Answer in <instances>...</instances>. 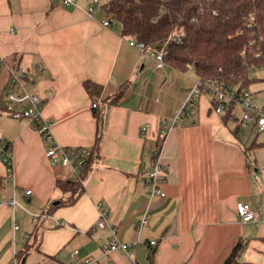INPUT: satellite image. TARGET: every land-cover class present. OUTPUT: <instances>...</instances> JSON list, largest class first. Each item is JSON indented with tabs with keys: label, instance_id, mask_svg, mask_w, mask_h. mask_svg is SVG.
Here are the masks:
<instances>
[{
	"label": "crops",
	"instance_id": "obj_1",
	"mask_svg": "<svg viewBox=\"0 0 264 264\" xmlns=\"http://www.w3.org/2000/svg\"><path fill=\"white\" fill-rule=\"evenodd\" d=\"M91 5L0 0L2 103L7 61L16 57L28 74L27 89L44 98L41 113L55 141L93 148L99 136L83 191L73 204L57 205L69 195L57 180L71 177V170L51 164L50 142L28 118L0 110V138L12 151L11 165L0 156V264H15L27 243L25 264L82 258L91 264H222L239 240L247 243L240 264H264V144L255 145L264 140L237 129L238 120L225 121L224 112L212 108L214 95L204 91L196 97V117H182L162 136V119L176 118L199 78L189 66L160 65L131 45L118 23L103 24L102 4L93 13ZM87 80L102 92L92 95ZM125 83L123 96L111 101ZM161 137L157 158L166 195L150 196L146 179ZM240 201L253 208L252 221L240 219ZM51 204L57 207L49 214ZM99 204L128 251H105L113 233L96 226ZM145 214L148 222L139 226Z\"/></svg>",
	"mask_w": 264,
	"mask_h": 264
},
{
	"label": "trees",
	"instance_id": "obj_2",
	"mask_svg": "<svg viewBox=\"0 0 264 264\" xmlns=\"http://www.w3.org/2000/svg\"><path fill=\"white\" fill-rule=\"evenodd\" d=\"M102 7L111 22L120 25L121 35L144 42L147 49L165 51L163 61L176 69L187 70L191 64L202 82L216 80L241 90L255 79L251 69L264 67V0H108ZM251 18L254 22L249 24ZM7 63L20 68L16 57ZM85 86L92 95L102 92V86L93 81L87 80ZM127 86L123 84L110 100L118 101ZM216 104L214 97L213 106ZM236 106L231 103L225 109V121L239 120ZM1 109L6 107L0 99ZM162 141V137L157 141V151ZM98 142L97 135L95 147L90 148L91 154L76 177L57 180V185L69 192L57 205L73 204L83 191V181L98 158ZM156 157L154 152L153 160ZM57 205L51 204L47 213ZM246 247V241L239 240L222 264H240ZM30 248L27 243L16 254L18 264H25Z\"/></svg>",
	"mask_w": 264,
	"mask_h": 264
},
{
	"label": "built area",
	"instance_id": "obj_3",
	"mask_svg": "<svg viewBox=\"0 0 264 264\" xmlns=\"http://www.w3.org/2000/svg\"><path fill=\"white\" fill-rule=\"evenodd\" d=\"M76 0H61L63 5H70ZM93 5L89 7V12L93 13L95 5L100 3V0H92ZM254 19L248 20V23H253ZM105 26L111 24L110 17L108 16L103 20ZM180 40V37L178 38ZM130 44L144 51L147 56L155 57L160 65L163 64V57L165 51H155L146 48L144 42L131 38ZM9 70V88L6 92L5 97V111L8 115L16 119L28 118L33 127L41 134L43 139L50 142L46 147V155L48 156L52 165H61L68 167L71 170V177L74 178L78 174L79 170L83 168L87 158L90 156V148L88 147H69L60 144L55 141L50 131V123L45 120L42 116V108L44 104V98L36 90L30 91L27 89L28 85V74L25 70L13 69L8 64ZM192 68L191 64H188ZM42 70L43 66H39ZM210 92L214 95L217 104L213 106V110L218 113H223L225 109L231 103L239 105L242 114L239 117V125L241 131H247L255 128L258 132H264V108H261L256 102V97L249 88H243L241 90L236 87L224 86L219 84L216 80H207L202 82L200 79L196 81L194 87L188 97L183 102L177 116L172 121L168 119H162L161 121V135H165L169 129L178 124L179 119L188 116L195 118L194 107L196 104V97L201 92ZM51 94V93H50ZM98 102L93 103V107H97ZM157 157L159 150L155 149ZM0 156L5 163L11 165L12 163V151L7 143H4L0 138ZM155 158L151 164V168L147 176V185L150 196L160 195L165 196L166 193L161 187L165 178V169L159 162L158 158ZM264 172V166H263ZM27 194L31 193V189H28ZM15 201L12 200L11 203ZM237 213L243 222H250L255 217V212L249 203L240 201L237 203ZM148 222V215L145 214L139 222V226L146 225ZM99 228L109 227L108 214L105 207L99 204V219L96 224ZM19 226L15 225V229ZM113 233V237L109 243L105 246V251L111 252L113 250H124L128 251L130 244L121 242L117 238V229L114 226H110ZM24 238V243H25ZM157 243L156 239L150 241L151 245ZM79 254L78 250L72 252L73 256ZM14 263L18 264V259L15 257ZM92 260L89 258H82L75 261L73 264H91Z\"/></svg>",
	"mask_w": 264,
	"mask_h": 264
},
{
	"label": "rangeland",
	"instance_id": "obj_4",
	"mask_svg": "<svg viewBox=\"0 0 264 264\" xmlns=\"http://www.w3.org/2000/svg\"><path fill=\"white\" fill-rule=\"evenodd\" d=\"M108 0H100L98 5L107 2ZM262 16V12L259 13ZM251 74L255 78L252 83L249 85V90L254 93L256 97V102L261 108H264V67H255L251 69ZM235 114L237 117H240L242 114L241 108L238 106L235 109ZM247 132H251V134H257V140H264V132H258L257 129H249Z\"/></svg>",
	"mask_w": 264,
	"mask_h": 264
}]
</instances>
